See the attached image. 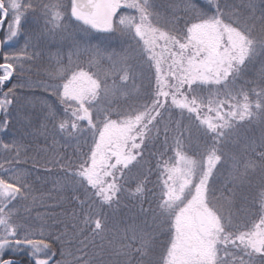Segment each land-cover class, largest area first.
Masks as SVG:
<instances>
[{
    "label": "snow or ice",
    "instance_id": "1",
    "mask_svg": "<svg viewBox=\"0 0 264 264\" xmlns=\"http://www.w3.org/2000/svg\"><path fill=\"white\" fill-rule=\"evenodd\" d=\"M0 61V264H264V0H0Z\"/></svg>",
    "mask_w": 264,
    "mask_h": 264
},
{
    "label": "trees",
    "instance_id": "2",
    "mask_svg": "<svg viewBox=\"0 0 264 264\" xmlns=\"http://www.w3.org/2000/svg\"><path fill=\"white\" fill-rule=\"evenodd\" d=\"M0 62H2V61H0ZM15 82H16L15 80L12 81V83H15ZM7 86L10 87L11 84H9ZM25 93L29 94V95L31 94V93H28L27 90H25ZM36 95L39 96V95H47V94H42L40 91H37ZM48 99L49 100H54V98L51 97V96H48ZM41 120H42V117L40 116L38 110H36V119L34 121V124H35L36 127H39ZM14 135H15V130H9L7 133H0V138H3L5 141H8ZM56 138H57V140L60 141L61 145L63 143H65V141L60 136H57ZM37 142L39 144H41V145L45 144V141H44L43 137H39ZM72 145H75V141H72ZM68 151L71 152L72 148L70 147L68 149ZM25 167L33 171L34 177L39 176V177L42 178L41 181H37L35 183V185H34L36 187V189L38 190V192H43L45 194H50V196L52 197L51 199H47L45 201L46 207H40L38 209V211H40V212H51V213L59 214L61 212H70L72 210L73 205L68 204L66 202L63 203V204L60 203V197L61 196H66L67 193H61V192L57 191L54 188V183L53 182H54V179L56 178V170L55 169L53 170V173L51 175H49L47 172H45L43 164H41V166L38 167V168H33V165L31 163V161H29L28 164L25 165ZM48 167H52V166L48 165ZM151 180L152 181L156 180L155 174H153L151 176ZM130 186L131 187H135L134 183L131 184ZM149 187L151 188L152 185L150 184ZM124 203L129 205V207H131L136 202L134 200H132V199H127V200L124 201ZM145 206H147V204ZM129 207H123L122 206L120 208L119 212L117 213V217L116 218L118 220H120L122 223L125 220L129 219Z\"/></svg>",
    "mask_w": 264,
    "mask_h": 264
}]
</instances>
